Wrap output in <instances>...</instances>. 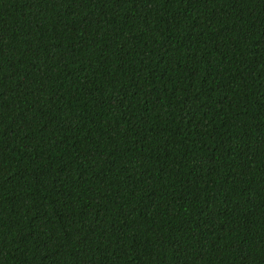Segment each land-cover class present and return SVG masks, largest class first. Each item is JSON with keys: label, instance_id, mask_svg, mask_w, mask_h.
Returning a JSON list of instances; mask_svg holds the SVG:
<instances>
[{"label": "trees", "instance_id": "16d2710c", "mask_svg": "<svg viewBox=\"0 0 264 264\" xmlns=\"http://www.w3.org/2000/svg\"><path fill=\"white\" fill-rule=\"evenodd\" d=\"M0 264H264V0H0Z\"/></svg>", "mask_w": 264, "mask_h": 264}]
</instances>
